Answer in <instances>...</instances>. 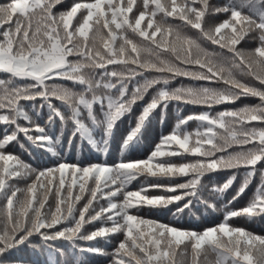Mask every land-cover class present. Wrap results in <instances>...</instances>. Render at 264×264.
I'll return each instance as SVG.
<instances>
[{
	"label": "snow or ice",
	"instance_id": "obj_1",
	"mask_svg": "<svg viewBox=\"0 0 264 264\" xmlns=\"http://www.w3.org/2000/svg\"><path fill=\"white\" fill-rule=\"evenodd\" d=\"M65 3L0 0V264H29L20 255L28 249L65 256L64 245L74 257L80 254L76 264H87L88 253L110 264H200L209 252L215 264H264V236L230 222L264 218V0ZM250 41L256 46L245 49ZM180 78L203 84L172 87ZM242 97L260 103L182 117L146 159L111 165L61 160L33 168L6 151L13 143L24 148L23 136L31 148L60 157L71 123L68 145L79 138L106 153L118 122L139 106L122 140L127 150L139 143L157 109L163 123L173 102L211 108ZM190 121L200 126L182 132ZM187 156L196 159L170 162ZM241 169L242 181L228 203L259 174L252 198L203 231L130 211L181 201L173 215L201 203L214 210L204 191L224 194ZM225 170L232 174L222 184L209 189L202 183L206 174ZM141 176L173 182L126 190ZM176 177L186 179L174 182ZM149 189L169 195L149 196ZM101 240L113 250L96 246Z\"/></svg>",
	"mask_w": 264,
	"mask_h": 264
},
{
	"label": "trees",
	"instance_id": "obj_2",
	"mask_svg": "<svg viewBox=\"0 0 264 264\" xmlns=\"http://www.w3.org/2000/svg\"><path fill=\"white\" fill-rule=\"evenodd\" d=\"M73 2L74 0H66L65 7L71 5ZM212 3L222 4L227 3V0H212ZM243 11L244 14H249L246 8ZM157 19L159 20V17H157ZM255 46V41H250L249 43L244 45V48L252 49ZM181 83L184 85L192 86L203 84V82H194L186 78H180L173 82L172 87H176ZM146 99H148V97H146ZM259 103V99L255 97H242L234 104L214 105L211 108L204 105H192L184 103L177 105L175 102H173L169 105L164 122H160V110L157 109L153 113V118L147 125L139 143L135 147L129 148L127 150L122 149V140L129 129L131 127H134L135 116L139 115V106L134 109V113L132 115L126 116L122 119V121L118 122L117 130L114 133L113 139L110 142L106 153L97 150L94 145H90L86 141L81 142L79 138L73 140L71 145H68L67 138L71 134V123L67 125V128L65 130V134L62 140V143L64 144V150L61 151L60 157H53L50 154L44 153L39 149L31 148L28 143L24 141L23 136H21V142L24 143V148H21L18 144L13 143L6 149V151L19 156L22 161L30 164L33 168L53 167L61 160L68 163H78L82 165L105 162L111 165L117 164L122 160H141L147 158L150 152L154 149L155 145L159 143L160 137L168 135L173 130L174 125L176 124L178 119L182 117L203 112H209L211 115H215L216 113L224 111L226 109L234 110L239 109L244 105L251 106ZM178 108L180 109V111H177ZM33 119H36V117H33ZM44 119H46V116H44ZM39 122L43 123V120H40ZM199 126L200 125L198 121H190L183 129H181V131L194 132ZM257 127H259V125H257ZM59 130L60 125L59 123H57L55 129L57 134H59ZM0 134H2V129H0ZM97 138L99 137L97 136ZM25 149H27V151H25ZM173 149H175V146H173ZM58 151L60 150L58 149ZM195 159L196 158L192 156H187L184 158L173 157L170 162L176 164L191 163L194 162ZM257 167H259V165ZM243 173L244 170L241 169L240 174L237 177V181L234 183L233 187L222 195L212 194L207 189L204 191L203 199L207 200L209 204H214L216 206L214 210L210 207H205L204 204L201 203L192 207L191 210L185 209L183 213H180L179 215H173V213L176 212V208L181 207L183 203H185V201H181L178 204L168 205L167 208H150L148 206H144L140 209L139 212H137L135 209H132L130 211L132 214L139 215L144 219L158 221L160 223L169 224L170 226L181 229L203 231L205 228L212 227L220 223L223 220L226 212L240 209L246 206L248 201L252 198V195L260 182L259 174H257L252 179V183L249 185L248 190H246V193L243 196H241L238 200L234 201L231 204L228 203L232 199V196L235 195L236 189L239 187V184L242 181ZM231 174L232 172L230 170H225L219 173H209L206 174V176L203 178L202 183L207 185L210 189L213 185H220L225 182L226 178ZM185 179L186 178L184 177H176L174 182L182 183L185 181ZM170 182L173 181H167L163 178L157 179L155 177L141 176L137 180H133L130 184H128L126 190L136 191L139 190L142 186L147 187V185L149 184ZM25 183V181H20L19 186L24 187ZM146 194L149 196L169 195V193H166L159 189H149ZM230 222L234 226L243 227L247 231L255 235L264 236V218L262 217H256L251 220L239 217L233 218ZM115 243L116 241L113 240L112 244L114 245ZM96 246L104 248L108 252H111L113 250L111 245L106 244L102 240L97 243ZM64 248L66 253L65 256H59L57 254L49 255L47 251L32 252L31 249L25 250L24 252L20 253V255L25 257L28 260L29 264H76V258L79 257L80 254L77 253L76 257H74L67 245H64ZM84 259L86 260L87 264H110V260L108 258L104 256L93 255L90 253L85 254ZM187 259L190 260L191 257L189 256L187 257ZM215 259V254L209 252L207 261H205L204 256L200 257V264H215Z\"/></svg>",
	"mask_w": 264,
	"mask_h": 264
}]
</instances>
